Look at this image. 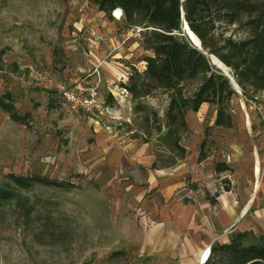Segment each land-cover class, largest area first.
<instances>
[{"label": "rangeland", "instance_id": "1", "mask_svg": "<svg viewBox=\"0 0 264 264\" xmlns=\"http://www.w3.org/2000/svg\"><path fill=\"white\" fill-rule=\"evenodd\" d=\"M92 2L0 0V94L10 95L22 118L0 109V189L14 194L0 202V264H183L171 224L163 228L148 212L160 198L175 203L180 219L182 202L205 198L206 188L214 193L230 186L242 197L254 189L252 161L261 141L254 135L256 129L264 133V115L251 104L264 107V91L232 98L230 126L215 124L216 107L208 103L189 111L178 135L185 153L171 151L157 130H166L168 93L153 91L140 100L147 109L134 112L120 85L133 69L145 68L150 52L140 44L142 29L110 21L98 33L93 22L84 23L93 18ZM123 32L129 60L113 57L127 50ZM77 83L97 85L109 111L72 110L58 89ZM202 143L206 158L198 162ZM154 160L162 168L151 169ZM221 161L229 166L218 173L214 167ZM263 174L264 163L255 191ZM11 175L58 184L24 186ZM231 231L219 232L216 240Z\"/></svg>", "mask_w": 264, "mask_h": 264}, {"label": "trees", "instance_id": "2", "mask_svg": "<svg viewBox=\"0 0 264 264\" xmlns=\"http://www.w3.org/2000/svg\"><path fill=\"white\" fill-rule=\"evenodd\" d=\"M99 11L111 18L115 9L122 11L126 28H141L140 44L145 51L143 71L133 69L125 88L134 102V112L147 107L140 101L155 90L168 93L165 110V133L161 139L170 143V150L185 153L179 144V133L187 128L186 114L196 112L202 103L216 107L215 124L230 126V103L237 93L229 80L214 67L207 54L215 55L229 69L242 96L264 91V0H92ZM181 10L189 28L201 42L198 50L181 30ZM230 29V34L226 32ZM236 34L237 36H234ZM252 93V94H250ZM110 93L106 101L112 100ZM11 97L0 94V109L20 119ZM27 116V115H25ZM23 116V118H25ZM157 118L155 112L152 117ZM22 120V118H21ZM145 122L149 115L144 114ZM201 144L198 160L206 157ZM184 155V154H183ZM151 169H159L156 160ZM228 166L215 164L216 172ZM14 176L24 186L30 182L58 184L42 177ZM226 187L224 190H229ZM219 192H215L216 196ZM206 197L212 196L205 192ZM14 197L13 191L0 189V202ZM204 264H264V235L251 231H233L227 242H214Z\"/></svg>", "mask_w": 264, "mask_h": 264}, {"label": "crops", "instance_id": "3", "mask_svg": "<svg viewBox=\"0 0 264 264\" xmlns=\"http://www.w3.org/2000/svg\"><path fill=\"white\" fill-rule=\"evenodd\" d=\"M90 4L89 10L92 11L93 18L88 17L89 19H85L84 23L93 22L98 33H102L99 30V25L102 23L111 24L110 21L114 23L122 22L121 19L118 20L115 18V20H113L114 14L112 13L110 18L105 15L104 12L99 11L93 2ZM84 10L85 9H83V11ZM121 37L122 44L125 43L124 47H126L127 50L122 49L120 52L116 51L113 57L117 58L119 55L129 60L132 53L126 46L128 34L123 32ZM109 39L113 41L114 38L110 37ZM133 43L137 44L136 41ZM120 53L123 55H120ZM204 104L205 103H202L201 106ZM254 136H257V139L261 140L256 148L257 152L260 151L258 154L259 156L256 155V152L254 153L255 157L253 158L251 168L252 177H255L257 180L253 183L254 189L252 187V192H250V187L248 188L247 196L242 197L241 194L234 192V188L230 189V186H228L229 190H215V192H219L216 196H213L215 192L212 193L211 188H206L205 192H208L212 198L208 199L204 193L205 198H201L198 202L191 201L190 199H188L185 204L182 202L183 206H186V211L179 215L180 219L177 218L173 209L175 203H171L172 200L166 197L164 199L160 198L159 201L157 199L159 206H153L152 209L148 211L152 219L158 216V220L160 221L159 224L163 228L168 230L169 224H171L170 230L177 234V237L172 238L173 248L174 250L180 249L179 252L181 255L179 257H183V259L178 257L179 262L183 264H204L205 261L203 263L199 262L200 252L204 248H207V246L210 250V246L216 241L227 242L228 237L223 241L216 240V237L219 232L228 229L232 230L231 232L251 231L255 235H264V174L261 179V185H259L258 190L255 191V188L258 186L261 166L264 163V133L261 132V129H256ZM203 160L204 159L198 160V162H202ZM261 161H263V163H261ZM221 162L225 163L224 161ZM225 164L229 166L227 163ZM255 167L258 168L257 174L255 173ZM252 177L250 181H252ZM246 178L249 180L248 177ZM163 231V229L159 230L158 234H161ZM152 232L153 231H151V233ZM151 233L149 236V238H151L149 239L150 241L154 236V232ZM179 239L180 243L178 244L177 240ZM161 247H163V245H161ZM176 252L177 251H173L172 253L175 254ZM177 254L179 255V253ZM176 255L174 257H176Z\"/></svg>", "mask_w": 264, "mask_h": 264}, {"label": "built area", "instance_id": "4", "mask_svg": "<svg viewBox=\"0 0 264 264\" xmlns=\"http://www.w3.org/2000/svg\"><path fill=\"white\" fill-rule=\"evenodd\" d=\"M116 10L117 9L112 11V14H114V17L119 20L122 18V11L120 10L119 15L116 17L115 13L118 12ZM127 77L124 78L127 79ZM122 89L124 92L128 93L125 88L122 87ZM58 92L61 98L67 103V105H69L72 110H78L80 108L89 109L90 107H101L104 110L109 111L108 104H106L105 101L101 100V98L98 96L97 85L91 88H84L80 83H77L71 89L61 86L59 87ZM251 107L253 109H258V111L264 115L263 106L252 102Z\"/></svg>", "mask_w": 264, "mask_h": 264}, {"label": "water", "instance_id": "5", "mask_svg": "<svg viewBox=\"0 0 264 264\" xmlns=\"http://www.w3.org/2000/svg\"><path fill=\"white\" fill-rule=\"evenodd\" d=\"M182 1V0H181ZM116 11L120 12V9H117ZM181 30L182 33L185 35V37L188 39V41L191 43L192 46L197 48L200 51H203L201 42L199 38L194 34V32L189 28L187 22L185 21L183 17V12L181 10ZM195 39L198 40V45H196ZM204 52V51H203ZM206 54V52H204ZM210 62L217 68L219 71L229 80L232 88L235 90L236 93H241L237 83L235 82L233 76L230 73H227L224 71L225 69L229 70V68L221 61L219 60L215 55L213 54H207ZM220 66H223L222 69ZM224 68V69H223Z\"/></svg>", "mask_w": 264, "mask_h": 264}, {"label": "bare ground", "instance_id": "6", "mask_svg": "<svg viewBox=\"0 0 264 264\" xmlns=\"http://www.w3.org/2000/svg\"><path fill=\"white\" fill-rule=\"evenodd\" d=\"M119 15V12H116L115 13V16L117 17ZM195 42H196V45H198V40L195 39ZM221 69L223 66H220ZM224 69V68H223ZM224 71H226L227 73H230L229 70L225 69ZM255 173L257 174L258 173V168L255 167ZM208 253H209V247L207 246V248H204L201 252H200V255H199V262L200 263H203L206 259H207V256H208Z\"/></svg>", "mask_w": 264, "mask_h": 264}]
</instances>
